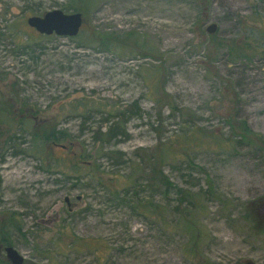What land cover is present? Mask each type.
Listing matches in <instances>:
<instances>
[{
    "label": "rangeland",
    "instance_id": "rangeland-1",
    "mask_svg": "<svg viewBox=\"0 0 264 264\" xmlns=\"http://www.w3.org/2000/svg\"><path fill=\"white\" fill-rule=\"evenodd\" d=\"M65 2L0 0V214H15L23 234H12V248L25 264H264V163L245 149L223 151L201 138L186 157L157 165L177 188L213 184L194 245L182 209H173L178 197L141 188L159 142L180 139L188 125L226 137L233 115L264 137V60L232 65L215 50L257 34L264 49L262 4L89 0L73 3L83 20L73 38L25 25ZM133 102L139 115L107 142L109 115ZM11 109L35 119L16 127ZM52 129L64 132V146L33 144L31 133ZM129 174L138 198L162 204V223L121 200ZM70 238L76 247L66 246Z\"/></svg>",
    "mask_w": 264,
    "mask_h": 264
},
{
    "label": "trees",
    "instance_id": "trees-1",
    "mask_svg": "<svg viewBox=\"0 0 264 264\" xmlns=\"http://www.w3.org/2000/svg\"><path fill=\"white\" fill-rule=\"evenodd\" d=\"M86 1L89 0H66L65 5L62 6L60 10L64 13H69L70 11H72V13H76L77 11L79 12V10H76L73 3L83 2L87 7L88 2L86 3ZM257 1L262 4L263 7L261 10V14H257V16L264 19V0ZM201 6L204 5L201 4ZM257 36L259 35L257 34ZM257 36H247L244 41L231 40L225 42L224 44L219 43L218 47L215 48V50H224L226 60L229 64L232 65L239 63L249 64L252 63L254 59L264 60V49L260 46V42ZM19 53L22 54V51H19ZM155 101L158 103L157 100ZM168 109L172 110L173 108L169 106ZM139 113L140 110L137 106V103L133 102L127 108H125L123 112L109 115L110 118L113 119V121L110 122L104 134V138L106 139V141L108 142L111 138H115L117 136H125L123 128L125 120L132 116H138ZM83 117H85L84 119H86V116ZM104 122H108V118L104 119ZM224 125H226L227 127L226 137H217V134L207 135V133L203 130L195 128L193 125H188L186 128H184L183 131H181L182 137L180 139L174 137L169 138L167 142H159V147H162L160 155L158 156V158H155L153 156L154 159L152 161H148L150 166L148 172L149 174L145 175L146 178L144 180V184L141 186V188L149 189L150 191L159 188L165 194L164 197H167L171 192H173V194L178 197L177 203L173 209H182L181 217L183 227L190 234L189 240L193 243V245L195 244L194 242L197 243L199 241L197 217L203 212V201L206 197L209 196L216 198V196L214 195L213 184L208 178L205 179L206 192H191L189 190L177 188L169 181L166 176L162 174L157 165H161L165 160L168 161V163H174L176 161H179V158L186 157V152L189 150L188 148H190L189 146L195 145L194 143L198 145L201 138L207 139L208 142H211V144L223 151H231L234 153L236 149H245L249 154L256 156L257 159L264 163L263 136L253 132L248 127L246 121L238 118L237 116L231 115L230 118L225 119ZM29 136L31 137L34 145H39L40 143H51L50 145H57L58 147L59 145L64 146V144L62 143H64V140L66 139V135L64 134V132L54 131V129H52L47 134L42 133L41 135H38L33 132ZM15 139L16 136H11L8 138V141H13ZM187 165L190 168H194L190 160L187 161ZM144 167H147V165H145ZM143 171V169H133V173L140 172L141 174H143ZM125 179L126 184H130L133 181L130 178V174L126 176ZM137 181L138 179H136L135 182L131 184L132 186L130 187V189L123 190L121 192V200L123 202L130 201L131 209L139 211L141 213H150V215L155 217V219H157L159 223H162V204L154 203L152 196H149V198H138L137 193L134 192V188L139 187ZM183 203H185L186 206H183ZM256 224L258 225V223ZM14 233L23 236V234L21 233V227L17 224V218H15V214H0L1 248L13 246L11 236ZM75 245H77V242L72 238H70L68 243L66 244L67 247H73ZM7 263L5 261L3 262V264ZM23 264H25V262Z\"/></svg>",
    "mask_w": 264,
    "mask_h": 264
},
{
    "label": "water",
    "instance_id": "water-1",
    "mask_svg": "<svg viewBox=\"0 0 264 264\" xmlns=\"http://www.w3.org/2000/svg\"><path fill=\"white\" fill-rule=\"evenodd\" d=\"M82 23L83 20L79 13H64L59 9L46 11L40 16H30L25 20L26 26L34 29L38 34L44 36L53 35L60 38L75 37ZM216 28V25L212 23L207 25L204 31L207 35H213ZM64 202L68 205L66 198ZM2 252L9 264L24 263L23 257L14 248L3 247Z\"/></svg>",
    "mask_w": 264,
    "mask_h": 264
},
{
    "label": "flooded vegetation",
    "instance_id": "flooded-vegetation-1",
    "mask_svg": "<svg viewBox=\"0 0 264 264\" xmlns=\"http://www.w3.org/2000/svg\"><path fill=\"white\" fill-rule=\"evenodd\" d=\"M26 25V24H25ZM29 28V27H28ZM18 32H20L19 30H18V28L16 29ZM29 30H31V32L33 31V32H35L37 35H39V36H44V35H40V34H38L34 29H32V28H29ZM16 31V32H17ZM14 35V34H13ZM50 36H53V35H50ZM46 37H49V36H46ZM11 111H13V112H15L16 113V117L13 119V120H15V122H17V124H16V127H18L20 124H22L24 121H26V119H32V120H34L35 118L33 117V115L30 113V115H23V114H27L26 113V110H22L21 112H20V110H18L17 111V109H14V110H12L11 109ZM20 112V113H19ZM18 113V114H17ZM22 118L24 119V121L22 120ZM54 147H58L57 145H53ZM60 148V147H59ZM66 204V203H65ZM66 206H67V208H68V205L66 204Z\"/></svg>",
    "mask_w": 264,
    "mask_h": 264
}]
</instances>
